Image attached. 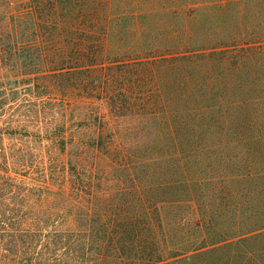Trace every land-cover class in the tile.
<instances>
[{"label":"trees","instance_id":"1","mask_svg":"<svg viewBox=\"0 0 264 264\" xmlns=\"http://www.w3.org/2000/svg\"><path fill=\"white\" fill-rule=\"evenodd\" d=\"M140 6L159 19L123 38L94 30L98 8L83 0L68 44L87 95L90 82L155 136L149 180L117 186L71 166L76 202L54 215L46 264H264V0L116 4Z\"/></svg>","mask_w":264,"mask_h":264},{"label":"rangeland","instance_id":"2","mask_svg":"<svg viewBox=\"0 0 264 264\" xmlns=\"http://www.w3.org/2000/svg\"><path fill=\"white\" fill-rule=\"evenodd\" d=\"M89 1L98 8L94 30L123 38L146 28L147 34L149 18L160 17L158 8L116 7L134 0ZM82 5L0 0V264L47 263L49 232L61 227L54 215L76 202L69 195L71 166L100 176L104 169L117 186L149 180L140 170L155 136L131 128L135 119L110 113L105 93L90 82L88 96V72L70 64L68 36L81 32Z\"/></svg>","mask_w":264,"mask_h":264}]
</instances>
